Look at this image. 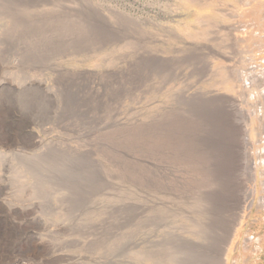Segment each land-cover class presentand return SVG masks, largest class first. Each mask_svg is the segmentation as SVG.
Returning a JSON list of instances; mask_svg holds the SVG:
<instances>
[{"label":"rangeland","instance_id":"1","mask_svg":"<svg viewBox=\"0 0 264 264\" xmlns=\"http://www.w3.org/2000/svg\"><path fill=\"white\" fill-rule=\"evenodd\" d=\"M239 3L0 0V61L18 64L0 70V81L8 78L15 88L39 81L47 91L15 89L0 96V109H19L41 122L51 117L44 127L31 128L53 146L40 160L36 149L0 146L1 155L20 152L0 159V180L5 166L15 167L16 191L11 198L0 194L6 202L0 219L14 221L7 229L22 237L0 264H218L214 255L232 234L226 233L225 202L237 186L231 172L238 139L202 118L196 103L184 112L172 99L179 90L188 94L186 100L198 91L229 92L231 85L216 72L224 60L213 59L205 77L199 73L211 53L227 51L233 14L248 16L250 29L264 43V0L253 1L247 11ZM263 46L254 56L264 68ZM179 59L185 67L182 79ZM261 147L264 140L249 146L256 162ZM52 168L57 173L75 169L68 173L86 178L85 185L76 184L66 198L61 190L51 198L36 194L33 170ZM248 171L247 188L252 186ZM255 174L254 203L227 243V264H264V206L259 203L264 163ZM25 207L39 216L38 224L25 215ZM150 218L167 227L156 230ZM140 238L146 241L136 249L133 243ZM163 240L165 246L158 247Z\"/></svg>","mask_w":264,"mask_h":264},{"label":"bare ground","instance_id":"2","mask_svg":"<svg viewBox=\"0 0 264 264\" xmlns=\"http://www.w3.org/2000/svg\"><path fill=\"white\" fill-rule=\"evenodd\" d=\"M239 1L242 4V7L245 8V10L246 9L250 10L249 7L252 5L253 1H255V0H239ZM248 12H250V11H248ZM248 12H246V13L249 14ZM247 17L245 15L241 16L240 12H238L236 14H233L229 18V19H231L232 24L226 30L229 32V35L231 37L230 39L232 41H231L229 47L224 48V49H227V51L224 50L223 52H220V54L211 53L212 55L209 56V58L211 57L212 60L211 61L208 60L207 64L205 66L203 65L204 68L202 67L203 69L199 73L200 78L202 75H204V77H205L208 74V71L212 67L211 64H213V59L214 60H224L226 62V64L224 66H222L219 71L216 69V72L218 74L224 75V78L226 80L225 83L226 84L229 83V85H231L230 89H228L229 92H225V94H217L218 92H214L213 90L207 91L205 93L198 91L197 94H194V96H195L194 98H193V94H192V97L190 99L188 98V100H186V98L188 97V94H186L185 91L179 90L178 92L175 93L176 98L172 99V104L174 105V102H175V105H177L179 107V109H181L184 112L188 108L189 104L196 103L198 105V111L201 109V112L204 116V117L202 116V118H206V119L209 118L210 121L213 120V121L218 122L219 125H221L223 128H225L226 133L229 135V137L232 140L238 139V143L233 146L234 147L233 152L235 155V158L233 161H234L235 167H234V170L231 172L233 175L232 177L234 178L233 180L236 181L237 186L234 188V190L231 189V190H233L231 192L232 194L228 197V199L225 202V208H227V214H228L226 217L229 220L228 221L229 224H226L227 230H228L226 233L229 234V232H230L232 234H230V236L228 238H226V240H228V242L225 240V242L222 243L221 248H219L220 251H217L216 255H214L216 258H217V256L219 257L218 264H227V257H225V253L229 249L227 247L228 246L227 243H229L230 241L232 242L233 235L237 236L236 235L237 234V230H236L237 226L241 223V221L243 219L246 218L249 210L253 206L255 193H256V187L254 186L256 169L259 166H261V164L264 163V148L261 147V148L257 149V152H255L257 162L255 161V159L253 160V153H251V151H250L251 148L249 149V146H253L254 144L258 145V144L262 143L264 140V68H263L262 64H256L255 63V56H254L255 52H261L262 44H264V43H261L260 41H258L256 39V37L258 38L259 33H258V31H255V30L252 31V28L250 29V27L252 25H249V21L247 20L248 19ZM258 30H260V29H258ZM215 55H217V56L215 57ZM156 59H160V57H158ZM170 59H172V58H169L168 60H170ZM173 61H175V59L172 60V62ZM176 64L180 65V67H179L180 68V78L182 79L184 77V74H183V72H181V70L183 71V69L185 67H184V65H182V62L180 59L177 60ZM11 65L17 66L18 64L15 61L10 62L9 64L0 61V70L3 71L4 69H9V67ZM213 71H214V69H213ZM2 79L3 80L0 81V96H2V94H5V93H6V95L9 94L11 96L15 89H17V91H19L20 89H22V90L23 89L24 90L36 89V90H44L45 91V89H43V83H41L39 81H28V82L24 83L23 85L19 84V86H17L15 88V87H13L12 84H10L8 82V78H2ZM166 88L167 87H165V89ZM45 92H47V91H45ZM198 95L200 97H196ZM4 101H6V100H4ZM0 106H1V103H0ZM7 106H9V105L6 102V107ZM3 108H5V107H3ZM7 109L8 110H3L2 108L0 109V146L1 145L5 146L7 149H16L17 147H29L30 149H36L41 154V155H38L36 157L39 160L42 159L41 157L46 156L47 152L49 150H51L53 146H51V144H49V143L47 144V143H44L43 141L39 140V138L37 137V135L35 134V132L33 131V129L31 127H44L46 124L49 123V118L51 119V117L46 118L47 121L41 122L40 119L37 118L36 116L29 115V114H23L19 111V109H14L12 107H10V108L8 107ZM30 114H32V113H30ZM21 119H23L22 123H20ZM24 122H25V124H24ZM30 128H31V130H30ZM209 140H212V139L209 138ZM240 142H241V144H240ZM214 149H215V147H214ZM18 153H20V152L14 151V152H11V154H7V155H1L0 154V159L4 158V159L8 160V158H9L8 156H18ZM36 158H34V159H36ZM31 159L28 158V160H31ZM57 159H58V157H57ZM66 159H69V158H66ZM76 160H78V158H76ZM16 161H18V160H16ZM68 163H70V162H68ZM70 166L73 167L76 165H70ZM78 166L80 167V164ZM77 167H74V168L76 169ZM241 167H244L245 169H249V171L248 170L247 171H248V175L250 177V181H251L250 186L252 185L251 187H248V188L246 187L247 185L244 183L243 177H244V175H247V173H246L247 171L241 170L240 169ZM14 168L15 167H13V165H9V166H5L2 170L3 175H4V180H0V194L5 196V198H8V197L11 198V197L16 195V191L14 189H12V180H11V177H12L11 174L14 172ZM155 168H156V166H155ZM75 169H73L71 171L67 170V169L63 170V171L60 170L57 173V172H53V168H52V170H48L45 172H39L38 174H37L38 171L35 172V170H33L34 175L31 174V175H33L32 179H34V181L36 180L34 182L35 187L33 189L36 191L37 189L39 190V189L43 188L44 191H38L37 190L36 194L40 195L43 192V193H45V196L47 194V196L50 198L55 193H59V192L63 191V195L61 197L66 198V197H68L69 190L71 189V191H72V188L76 184L80 183L79 184L80 186L85 185L84 180L86 178L84 180L79 179L75 175L71 174V173L74 174L73 171H75ZM68 172H71V173H68ZM69 175H70V177H69ZM261 176H263V175H261ZM79 185H77V187H79ZM263 186H264V183H263ZM36 187H37V189H36ZM75 188H76V186L74 187V189ZM5 198H2V199L0 198V205H2L3 203L6 205L5 200H3ZM47 200H49V198ZM260 200H261V198H260ZM260 200H259V203L261 202L260 206H264V197L262 198L261 201ZM38 203H39L38 207L40 206L41 208L44 207V205H45L43 200L41 202L39 201ZM38 207L36 206L35 209L37 210ZM2 209H3V206H2ZM11 209L12 208H8V211H11ZM23 209H24V212H26L25 215L34 216V218L31 220L32 222L35 221L37 223V221H39V216L35 213V211L28 212V210H29L28 207H25ZM7 215H9V214H7ZM1 216H2V214H1ZM37 216H38V218H37ZM2 218L0 219V257L6 256V255H11L13 250H14L12 248L13 242L17 243V241H19L22 238L20 235L21 233L17 234L13 229H11V228L7 229V225L9 227H11L10 225H14L15 222L10 221V223H11L10 224L9 221L7 222L5 218H3V219ZM143 218H144V212L141 214V217L139 216V220H142ZM221 218H222V216H221ZM152 221H153V219H151V221L149 222L150 223L149 225H151V227H155L156 230L160 227H167L165 225V223H163V222H160V223H162V224H160L158 222L154 223ZM243 221H245V220H243ZM23 222H25V221H23ZM35 227L38 228L37 226H35ZM220 229H222V228H220ZM25 231L28 232V230H25ZM23 236H24V234H23ZM32 236H33V234H32ZM150 236H152V235H150ZM26 237L29 238L30 236L29 237L26 236ZM145 238H147V237H145ZM156 238H157V236H156ZM156 238H155V240H156ZM141 239L142 238H140L138 241L133 243L134 245H136V247H134V248H136V249H137V247L140 248L141 244H143V242L146 241V240L142 241ZM151 239H152V237H151ZM157 240H159V239H157ZM31 241H33V240H31ZM141 241H142V243H141ZM164 242H166V241L163 240V241H161V243H157V244L155 243V244L157 246L158 245L160 246V245H164ZM50 250H53V249H50ZM35 252H37V251L35 250ZM46 252H48V251H46ZM50 253L51 252H49V254ZM34 254H36V253H34ZM124 254H126V253H124ZM46 255H47V253H46ZM125 257L126 256H124V258ZM48 259H49V257H48ZM48 259H45L44 261H46ZM55 259L58 260V258H55ZM57 260H55V261L57 262ZM40 262H42V260ZM58 262H59V260H58ZM62 262H63V260H62ZM45 264H48V263H45Z\"/></svg>","mask_w":264,"mask_h":264}]
</instances>
